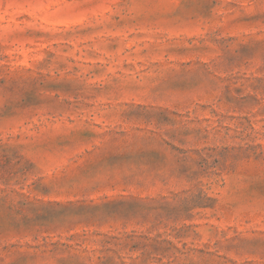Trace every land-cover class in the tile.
I'll return each mask as SVG.
<instances>
[{"label":"rangeland","instance_id":"1","mask_svg":"<svg viewBox=\"0 0 264 264\" xmlns=\"http://www.w3.org/2000/svg\"><path fill=\"white\" fill-rule=\"evenodd\" d=\"M0 264H264V0H0Z\"/></svg>","mask_w":264,"mask_h":264}]
</instances>
